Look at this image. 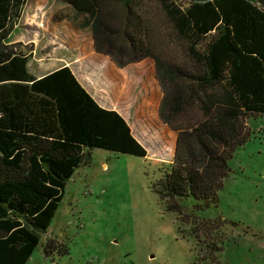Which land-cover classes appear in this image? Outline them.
<instances>
[{
  "label": "trees",
  "instance_id": "obj_1",
  "mask_svg": "<svg viewBox=\"0 0 264 264\" xmlns=\"http://www.w3.org/2000/svg\"><path fill=\"white\" fill-rule=\"evenodd\" d=\"M66 1L97 53L118 67L155 64L158 116L177 133L174 161L159 163L152 184L166 210L181 214L178 199L188 197L194 209L215 207L229 160L250 138L247 119L264 115V0H149L156 21L141 12L144 0ZM25 4L0 0V264L27 262L92 149L146 156L67 66L40 78L28 71L29 55L10 41ZM206 247L217 264L220 249Z\"/></svg>",
  "mask_w": 264,
  "mask_h": 264
},
{
  "label": "rangeland",
  "instance_id": "obj_2",
  "mask_svg": "<svg viewBox=\"0 0 264 264\" xmlns=\"http://www.w3.org/2000/svg\"><path fill=\"white\" fill-rule=\"evenodd\" d=\"M140 8L150 20H160L155 3L144 0ZM73 17L66 0H26L10 41L20 42L29 55L30 73L40 64L45 69L68 63L76 75L83 68L108 105L126 110L146 156L92 149L89 163L67 180L25 264H209L206 244L220 249L211 263L214 257L217 264H264V237L254 236L264 232V115L247 119L250 138L229 160L215 207L194 209L188 197L178 199L181 214L167 211L152 184L159 161H174L177 133L158 116L162 92L155 64L144 58L116 65L121 70L105 79L95 67L101 63L94 62L98 53L89 29Z\"/></svg>",
  "mask_w": 264,
  "mask_h": 264
},
{
  "label": "crops",
  "instance_id": "obj_3",
  "mask_svg": "<svg viewBox=\"0 0 264 264\" xmlns=\"http://www.w3.org/2000/svg\"><path fill=\"white\" fill-rule=\"evenodd\" d=\"M94 62L101 63V64H97L98 67L97 66L95 67L99 72H102V74L104 75L103 77L105 79H107V77L111 76L112 74H115L116 70H121L120 68L119 69L117 68L118 66L116 67V64L110 59L108 55L98 53L94 57ZM42 66L43 64L38 65L35 70V73H31V74L35 76L36 78H40L60 67L67 66L71 70L72 74L75 76L77 81L80 83V85L91 95V97L97 102V104L100 107L107 109V110L116 111L127 122L126 117H125L126 110L124 111V109H122L121 107L108 105V103L105 102V100L102 98V95L99 94V92L95 91L94 86L91 83L87 82V75L86 73H84L83 68H80V71H78V75H76L73 68L68 63L58 64L56 66L55 65L50 66L45 69ZM159 162H162V161H159ZM244 232H245L244 234H248V230ZM260 235L261 237H264V232H259L257 234H254V236H257V237H259Z\"/></svg>",
  "mask_w": 264,
  "mask_h": 264
},
{
  "label": "built area",
  "instance_id": "obj_4",
  "mask_svg": "<svg viewBox=\"0 0 264 264\" xmlns=\"http://www.w3.org/2000/svg\"><path fill=\"white\" fill-rule=\"evenodd\" d=\"M263 180H264V176H263Z\"/></svg>",
  "mask_w": 264,
  "mask_h": 264
}]
</instances>
